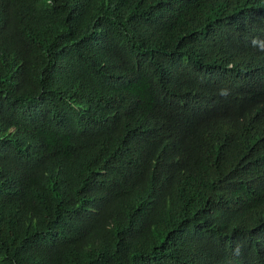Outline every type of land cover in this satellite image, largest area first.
<instances>
[{
    "label": "trees",
    "instance_id": "16d2710c",
    "mask_svg": "<svg viewBox=\"0 0 264 264\" xmlns=\"http://www.w3.org/2000/svg\"><path fill=\"white\" fill-rule=\"evenodd\" d=\"M0 264H264V0H0Z\"/></svg>",
    "mask_w": 264,
    "mask_h": 264
}]
</instances>
